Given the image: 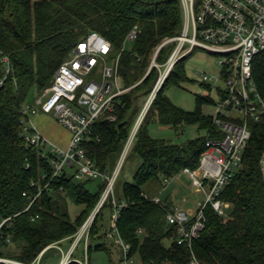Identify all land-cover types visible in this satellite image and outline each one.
Wrapping results in <instances>:
<instances>
[{"label":"trees","instance_id":"obj_1","mask_svg":"<svg viewBox=\"0 0 264 264\" xmlns=\"http://www.w3.org/2000/svg\"><path fill=\"white\" fill-rule=\"evenodd\" d=\"M135 26L139 36L127 50V37ZM182 28L181 0H0V51L10 60L6 77V65L0 59V79L6 77L0 89V217L11 218L1 238V256L32 264L48 247L66 239L74 242L107 187L101 180L99 192L91 194L86 184L93 180L77 181L69 171L52 180L49 161L22 138L23 106L52 85L56 71L84 37L92 32L103 36L111 43L113 56L121 54L124 89L130 90L116 99L117 121L95 123L83 147L102 172L112 173L133 129L136 103L139 97L150 95L160 77L156 68L148 73L152 58ZM173 48L174 43L163 46L156 63L165 64ZM187 58L175 64L137 132L128 156L139 158L141 165L133 182L124 184L123 196L116 198L114 191L95 217L85 247L88 256L106 250L93 242L106 236L108 231L102 230L99 219L103 210L114 213L116 202L122 207L118 232L130 246L131 261L138 257L141 264H191L195 255L201 264H264V120L250 125L242 168L221 196L230 205L227 218L208 207L205 228L191 249L177 243V233L167 223L172 208L161 200L155 203L144 192L152 181L165 183L185 169H196L206 141L218 134L212 117L202 112L204 105L213 103L209 97L198 96L195 110L187 112L165 95L172 84L180 86L188 80ZM253 79L264 96V53L254 60ZM205 88L211 90L209 85ZM152 120L178 134L186 126H196L205 134L181 145L171 144L151 137L148 125ZM34 196L37 200L25 212ZM70 199L82 206L74 221L68 211ZM10 245L17 250L7 254ZM68 264L88 263L74 260Z\"/></svg>","mask_w":264,"mask_h":264},{"label":"built area","instance_id":"obj_2","mask_svg":"<svg viewBox=\"0 0 264 264\" xmlns=\"http://www.w3.org/2000/svg\"><path fill=\"white\" fill-rule=\"evenodd\" d=\"M181 5V34L166 40L152 58L149 70L158 69L160 77L112 173L102 172L83 147L95 123L101 120L117 121L118 117L114 114L116 99L130 90L119 84L122 75L121 54L112 57L109 62L113 47L103 36L92 32L84 37L56 71L52 85L21 110L19 125L22 138L28 147L40 149L42 158L49 161L52 180L69 171L77 181L100 179L107 183L99 206L76 234L73 251L83 239L87 244L95 217L107 198L114 197L120 170L163 83L175 64L189 57L197 48L219 57L220 75L225 86L217 90L219 102L211 116L218 134L206 141L198 167L182 172L188 175L195 190L204 194L205 201L199 203L195 211L173 208L167 212L166 220L177 233V243L191 249L193 241L205 228V210L208 207L221 218L228 216L230 205L223 202L221 196L242 168L244 151L251 139L250 125L264 120V96L253 79L254 60L264 53V0H181ZM139 33V28L135 26L127 42L136 41ZM173 43L174 48L167 62L157 64L160 49ZM0 59L6 65L7 77L10 60L1 51ZM97 67L102 72L100 80L92 78ZM6 77L0 79V89L5 86ZM203 79L204 82L210 81L207 75ZM42 114L53 115L70 132L71 139L66 149L52 143L36 125L34 119ZM23 196L26 197V193ZM36 200L35 196L30 198L25 212ZM153 201L161 202L159 198H153ZM114 205L111 228L106 237L122 250L123 258L118 264H133V260L128 258L130 246L124 243L117 228L122 207L116 202ZM10 220L4 219L0 224V244ZM7 243L11 244L10 238H7ZM46 251L32 264L40 263ZM0 264L26 263L0 255ZM61 264H68V261ZM191 264L201 263L192 255Z\"/></svg>","mask_w":264,"mask_h":264},{"label":"rangeland","instance_id":"obj_3","mask_svg":"<svg viewBox=\"0 0 264 264\" xmlns=\"http://www.w3.org/2000/svg\"><path fill=\"white\" fill-rule=\"evenodd\" d=\"M127 50L133 48L132 42H127L125 45ZM113 54L108 58L110 62ZM219 57L208 51L197 48L185 61L184 70L187 77V81L180 86L172 84L166 91L165 95L170 101L177 107L187 111L193 112L196 108V99L198 96H207L213 103L207 104L202 107V112L206 116H212L216 110V103L219 102L218 88H223L224 79L221 77V68L219 66ZM101 71L99 67L94 70L92 78L100 80ZM207 75L210 81L204 82L203 76ZM123 75L119 80V84L124 86ZM209 85L211 90H206L205 86ZM150 96L139 97L136 103L135 113L133 116V127L136 124L139 115L143 112ZM150 110V109H149ZM148 110V111H149ZM148 114V113H147ZM236 116H240L234 113ZM144 120V119H143ZM145 121V120H144ZM39 129L45 133L46 137L57 146L66 149L71 139L70 132L63 128L54 118L53 115H44L37 117L36 120ZM132 127V128H133ZM148 131L152 138L163 139L171 144L181 145L187 141L193 140L199 136H204L203 131H198L196 126H186L181 134H178L171 127L161 126L155 120H152L148 125ZM131 152V151H130ZM129 152V154H130ZM128 154V155H129ZM118 162L115 163L114 170L116 169ZM141 165L139 158L134 156H127L120 174L115 184V195L117 197L123 196V186L126 183L133 182V178L138 168ZM72 175V172H71ZM101 180H93L86 184V188L91 194L99 192L101 186ZM144 192L152 198L158 197L163 201L168 200L174 204H183L189 202L190 205L198 202L203 203L205 196L203 193H198L192 186L191 180L188 175L181 173L173 179H169L165 183L158 181H152L144 187ZM68 211L72 221H74L82 211V206L77 205L72 199L68 200ZM193 206V205H192ZM113 212L110 210H103L102 218L99 219V225L102 226V230L109 231L111 228ZM2 218L0 217V224ZM85 242V243H84ZM81 243L77 250L75 257L80 258L83 261H87L88 264H118L123 258L122 250L119 246L115 245L113 241L109 240L106 236L96 239L93 244H103L106 250L99 252H91L88 256L86 246V240ZM70 242H66L65 245L60 246L64 250V254L67 252ZM166 245H169V241H165ZM17 248L14 245H10L6 253H12ZM63 254L60 250L52 248L47 252L45 257L37 264H61ZM133 264H141L138 257L133 259Z\"/></svg>","mask_w":264,"mask_h":264},{"label":"crops","instance_id":"obj_4","mask_svg":"<svg viewBox=\"0 0 264 264\" xmlns=\"http://www.w3.org/2000/svg\"><path fill=\"white\" fill-rule=\"evenodd\" d=\"M121 85H122V82H121ZM123 86V85H122ZM36 120H37V117L34 119V121H35V123H36V125L38 126V124H37V122H36ZM39 127V126H38ZM42 132V131H41ZM43 133V132H42ZM44 135H46L45 133H43ZM149 196V195H148ZM162 202H164V203H166L167 205H169L172 209L173 208H183V209H185V210H190V211H195L196 210V208L198 207V204L200 203V202H198V203H196V204H192V205H190V203L189 202H185V203H183V204H174L173 202H169V199L168 200H162L161 198H159ZM68 243V242H70L71 244H70V246H69V248H68V250H67V252L64 254V250H62V248H60V246L62 247V245H65V243ZM81 245V244H80ZM80 245H78L77 247H76V249L73 251L72 250V246H73V240L72 239H66V240H63V241H61L60 243H58V244H55V245H52V246H50V247H48L47 248V251L43 254V256L41 257V260L45 257V255L47 254V252L49 251V250H51L52 248H56V249H58V250H60V252L63 254V259H62V261H61V263H63V262H66V261H68V263H70L71 261H74V260H78V261H83V260H81L80 258H78V257H75V254H76V252H77V250L79 249V247H80ZM86 263V262H85Z\"/></svg>","mask_w":264,"mask_h":264},{"label":"water","instance_id":"obj_5","mask_svg":"<svg viewBox=\"0 0 264 264\" xmlns=\"http://www.w3.org/2000/svg\"><path fill=\"white\" fill-rule=\"evenodd\" d=\"M150 71V70H149ZM149 73V72H148ZM124 74V72L122 71V75Z\"/></svg>","mask_w":264,"mask_h":264}]
</instances>
